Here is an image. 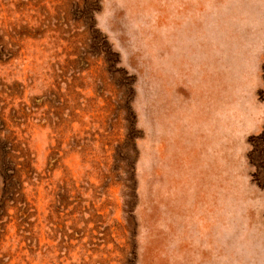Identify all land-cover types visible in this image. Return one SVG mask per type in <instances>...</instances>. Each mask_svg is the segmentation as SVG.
<instances>
[{
  "label": "rangeland",
  "instance_id": "rangeland-1",
  "mask_svg": "<svg viewBox=\"0 0 264 264\" xmlns=\"http://www.w3.org/2000/svg\"><path fill=\"white\" fill-rule=\"evenodd\" d=\"M198 1L0 0V264H264L262 0Z\"/></svg>",
  "mask_w": 264,
  "mask_h": 264
},
{
  "label": "bare ground",
  "instance_id": "bare-ground-1",
  "mask_svg": "<svg viewBox=\"0 0 264 264\" xmlns=\"http://www.w3.org/2000/svg\"><path fill=\"white\" fill-rule=\"evenodd\" d=\"M258 2H259V0H257ZM261 2V1H260ZM169 3V5H170V2H169V0H164V4H168ZM205 3L207 4V5H209V6H212V7H214V6H216L218 3H220V0H209V1H205ZM262 4L263 5H261V6H258V7H253L251 10H249V16H248V19H245V21L247 20L248 22V24H251V26H254V29H253V31L254 32H257V31H261L262 30V28H263V26H264V2H263V0H262ZM196 5H198L199 6V8L198 7H196V9L197 10H201V8H203L204 7V0H200V1H198L197 3H196ZM165 6V5H164ZM172 6V5H171ZM250 7V6H249ZM167 8V7H166ZM206 8V7H205ZM210 8V7H209ZM248 9V8H247ZM226 15H229V21L230 20H233V17H231L230 16V14H226V13H223L222 15H220V16H217L216 18H217V23H218V20L219 19H222V18H224V17H226ZM236 18V20L237 21H240L241 22V19L243 18L242 16H239L238 18L237 17H235ZM209 20V19H208ZM165 21V20H164ZM176 23V22H175ZM165 25H168L167 23H165ZM171 25V24H170ZM262 34V33H261ZM258 36V35H257ZM243 41V40H242ZM241 41V42H242ZM253 42V41H252ZM243 43V42H242ZM241 43V44H242ZM246 44V43H245ZM244 44V45H245ZM254 44V43H253ZM237 45V44H236ZM243 45V46H244ZM247 45V44H246ZM250 45V47L252 48V45L251 44H249ZM259 45H262V44H259ZM234 46V45H233ZM238 46V45H237ZM258 47V46H257ZM257 47H256V49H257ZM230 48V47H229ZM247 48V47H246ZM245 48V49H246ZM262 48V47H261ZM260 48V49H261ZM231 49V48H230ZM240 49V48H239ZM235 50V49H234ZM247 50V49H246ZM233 53H235V52H233ZM249 53V52H248ZM253 53V52H252ZM236 54H237V52H236ZM258 54V53H257ZM249 55V54H248ZM232 56V55H231ZM234 56V55H233ZM232 56V57H233ZM237 57L236 58H238V55H236ZM243 57V56H242ZM256 57V56H255ZM235 58V57H234ZM258 59V58H257ZM235 61H237V60H235ZM246 62V61H245ZM248 62H250L249 60H248ZM237 63V62H236ZM193 64V63H192ZM208 64V62L207 61H203L202 62V65L205 67V65H207ZM250 65V64H249ZM194 66V65H193ZM257 66V65H256ZM241 67H243V66H241ZM240 68V67H239ZM242 69V68H241ZM201 70H203V71H205V69L204 68H201ZM214 70H216V69H214ZM240 71V70H239ZM243 73V72H242ZM204 74V73H203ZM207 74H208V72H207ZM210 74V73H209ZM244 74V73H243ZM255 75V74H254ZM210 77V76H209ZM242 78V77H241ZM212 79V78H211ZM214 79V78H213ZM203 80V79H202ZM202 80H201V82H202ZM235 82H236V80H235ZM248 81H246V83H247ZM207 83V82H206ZM241 83V82H240ZM246 85V84H245ZM213 87V86H212ZM234 87H236L238 90L241 88V86H239V85H236L235 84V86ZM244 92V91H243ZM246 92H247V90H246ZM212 95V94H211ZM236 96H238V94H235L234 93V95L232 96V98H234V97H236ZM246 96H247V94H246ZM212 97V96H211ZM242 97V96H241ZM240 97V98H241ZM244 97V96H243ZM232 98H230V100L232 99ZM237 99V98H236ZM242 100V99H241ZM243 101V100H242ZM207 104V103H206ZM236 104L238 105V104H242V102L240 101V99L238 98V100L236 101ZM235 104V105H236ZM238 108V107H237ZM210 109V108H209ZM205 116V115H204ZM205 121V120H204ZM206 122V121H205ZM247 122V121H246ZM191 129H193V127L191 128ZM187 130H190V128L188 129L187 128ZM204 134H205V132H204ZM191 135V134H190ZM192 136V135H191ZM203 136V135H202ZM196 137V144H198V142H199V145H200V142L202 141V139L203 140H205L206 141V135H204L203 137H200L199 136V134H198V136L196 135L195 136ZM205 153H207V150L206 151H204ZM189 157V156H188ZM200 158V162L199 163H202V161H204L205 160V158H204V156L202 155V156H200L199 157ZM204 158V159H203ZM207 159V158H206ZM187 162H189V163H194V162H192V161H187Z\"/></svg>",
  "mask_w": 264,
  "mask_h": 264
},
{
  "label": "crops",
  "instance_id": "crops-1",
  "mask_svg": "<svg viewBox=\"0 0 264 264\" xmlns=\"http://www.w3.org/2000/svg\"><path fill=\"white\" fill-rule=\"evenodd\" d=\"M225 105V114L226 115H233L234 118L237 119V116L241 114L242 111H238L236 102L230 103ZM236 104V105H235ZM236 122V121H234Z\"/></svg>",
  "mask_w": 264,
  "mask_h": 264
},
{
  "label": "trees",
  "instance_id": "trees-1",
  "mask_svg": "<svg viewBox=\"0 0 264 264\" xmlns=\"http://www.w3.org/2000/svg\"><path fill=\"white\" fill-rule=\"evenodd\" d=\"M115 62H117V58L115 59ZM262 73H263V79H264V63H263V66H262ZM263 137H264V129H263L261 135L258 138H263Z\"/></svg>",
  "mask_w": 264,
  "mask_h": 264
}]
</instances>
